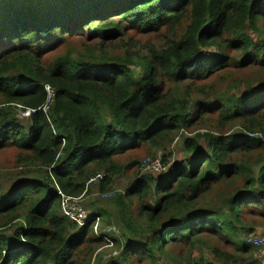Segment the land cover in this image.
Wrapping results in <instances>:
<instances>
[{
    "label": "trees",
    "instance_id": "obj_1",
    "mask_svg": "<svg viewBox=\"0 0 264 264\" xmlns=\"http://www.w3.org/2000/svg\"><path fill=\"white\" fill-rule=\"evenodd\" d=\"M128 26L172 39L122 62L86 58L93 48L68 51L49 67L40 61L69 37L113 43ZM262 69L264 0H0V149L14 146L28 153L24 165L43 169L0 194V264H76L85 245L113 240L70 221L60 192L82 197L98 172L105 192L128 167L116 157L144 145L166 150L182 130L202 126L184 138L185 159L163 155L165 172L138 170L112 198L124 229L141 239L125 234L107 264H156L170 245L188 249L183 264H218L195 257L199 248L221 264H262L245 236L256 231L250 217L264 216V139L227 133L242 121L264 134ZM224 71L225 89L196 85ZM28 109L35 111L23 122L19 110Z\"/></svg>",
    "mask_w": 264,
    "mask_h": 264
},
{
    "label": "rangeland",
    "instance_id": "obj_2",
    "mask_svg": "<svg viewBox=\"0 0 264 264\" xmlns=\"http://www.w3.org/2000/svg\"><path fill=\"white\" fill-rule=\"evenodd\" d=\"M187 22V21H185ZM183 29H179L177 31L176 38H180V36L184 32ZM168 31H159V32H139L137 29L128 26L127 33L124 40H121L122 37L118 38L115 42H103L102 40H95L93 37H87L86 35H78L75 37H69L62 44L54 47L52 50L42 54L40 56V61L44 67L52 66L56 58L60 55L66 54L68 51H71L73 56H81L83 51H86L88 48H93V57L89 55H84L86 58L96 59L102 55L111 56L113 58L118 59L119 61L126 60L127 54H146L149 52V49H159L161 47H165L166 43L172 37L169 35ZM85 37V38H84ZM103 45V47H101ZM86 54V53H85ZM261 71V76L264 78V69ZM235 78L248 77L254 78L255 80L258 77H254L252 71L250 70H232ZM224 72L220 73L219 76H213L211 80L206 83L196 84L197 86H203L206 84L214 85L216 89L221 90L225 89V82H223L220 77ZM258 81V80H256ZM255 81V82H256ZM186 84H184L185 86ZM47 86V85H46ZM45 86V88H46ZM242 87V86H241ZM48 86L47 89L48 90ZM239 89V88H238ZM51 92L50 90H48ZM47 91V92H48ZM240 91V90H239ZM237 91V92H239ZM48 92V93H49ZM236 92V93H237ZM53 93V91H52ZM53 95V94H52ZM51 96V95H50ZM48 106L45 107V111H47ZM31 111L29 115H27V111ZM27 111L19 110L21 114V119L23 122L29 121L28 117L34 112L32 109H28ZM216 125V117L210 119L206 122L207 126ZM206 126V127H207ZM205 127H193L184 129L180 132V134L175 138L173 142H171L166 150H156L152 149L148 145L141 146L135 150H131L124 155L116 157V160L121 163L123 166H128L127 169L120 175H116L110 184V186L106 189L105 192L101 190V180H96L93 184L89 186L87 193H85L81 198V205L88 213H93L97 211H106L111 216L109 222H105L101 218V224L103 230H111L110 233V242H105L102 246H92L85 245L80 251L77 252L76 256L79 257L76 259V264H86L88 261L91 264H107L109 260L116 259L119 257L121 249L117 246L120 240L123 242L126 241V235H130L135 239H141L140 233H135L133 231L124 229L120 219L117 217V207L113 203L112 198L117 194L124 191L130 183V179L134 176V174L140 170L141 174H153L158 175L167 170L162 163V157L165 154H172L173 161H179L185 159V150H184V138L194 137L199 132H204ZM228 132H237L243 130L244 133L249 138H263L264 134L258 130L248 131L244 129V124L242 121H237L236 124L229 125L227 127ZM203 145V144H202ZM261 151V150H257ZM28 156V153L19 150L14 146H6L3 149H0V194L5 193L7 189L10 187L12 183L16 180L20 179H37L41 174L43 169H39V166L23 164V159ZM133 162H138L139 165H130ZM102 173V172H101ZM99 175H104L105 173L100 174L97 173L93 178H97ZM95 180V179H94ZM92 178L89 180V183ZM88 183V184H89ZM114 193V194H113ZM102 194H105L102 196ZM108 194V195H106ZM214 204V203H213ZM253 219V222L256 224V231L245 236V239L248 241L251 237H263L264 238V216L255 215L250 217ZM21 220V219H20ZM21 221H19L20 223ZM17 223V222H15ZM14 225V224H13ZM94 228V226H93ZM14 227L8 231L9 234L12 233ZM97 236V235H96ZM214 244L219 245L224 250H229L230 247H225L220 245L216 240H212ZM249 242V241H248ZM250 243V242H249ZM252 244V243H251ZM257 248V247H256ZM258 254L256 256L257 260H261L262 264H264V246L259 247L257 249ZM169 255L162 256L161 259L157 260L156 264H183L186 256L189 251L183 245H170L168 247ZM165 250V254H168ZM204 254L209 261L218 262L217 259L211 252L199 248L194 251V256L199 257L200 254ZM136 264H155L151 260H141ZM258 264V263H255Z\"/></svg>",
    "mask_w": 264,
    "mask_h": 264
},
{
    "label": "built area",
    "instance_id": "obj_3",
    "mask_svg": "<svg viewBox=\"0 0 264 264\" xmlns=\"http://www.w3.org/2000/svg\"><path fill=\"white\" fill-rule=\"evenodd\" d=\"M48 86V85H47ZM47 86H46V89H47ZM48 90H50L51 92H49V95L52 96V88L50 86H48ZM35 111V110H33ZM30 110L27 111V115L30 114ZM103 176L102 175H99L97 178H92V180L94 181H91L89 184L87 183V186L88 185H91L93 184L96 180L98 179H102ZM61 194V197H62V212L63 214L70 220V221H73L75 222L79 227H82L86 224H92V227L94 226L93 228V231L94 233L97 235V236H100L101 234H104L105 233H110L112 231L111 230H103L102 229V224H101V217L100 216H93L91 213H88L84 207L81 205V196L79 197H70V196H66L64 194ZM114 194V193H113ZM105 194H102V196H104ZM108 195V194H106ZM250 243L254 244L255 246L257 247H263L264 246V238H261V237H251L249 240H248Z\"/></svg>",
    "mask_w": 264,
    "mask_h": 264
},
{
    "label": "crops",
    "instance_id": "obj_4",
    "mask_svg": "<svg viewBox=\"0 0 264 264\" xmlns=\"http://www.w3.org/2000/svg\"><path fill=\"white\" fill-rule=\"evenodd\" d=\"M261 238H263V237H261ZM252 245H254V244H252ZM255 246V245H254ZM257 247V246H256Z\"/></svg>",
    "mask_w": 264,
    "mask_h": 264
}]
</instances>
